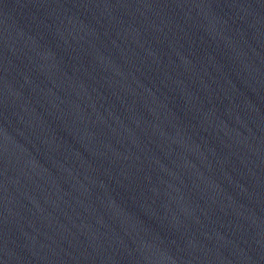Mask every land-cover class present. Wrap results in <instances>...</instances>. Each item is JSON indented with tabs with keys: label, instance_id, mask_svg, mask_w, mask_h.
<instances>
[{
	"label": "water",
	"instance_id": "1",
	"mask_svg": "<svg viewBox=\"0 0 264 264\" xmlns=\"http://www.w3.org/2000/svg\"><path fill=\"white\" fill-rule=\"evenodd\" d=\"M0 264H264V0H0Z\"/></svg>",
	"mask_w": 264,
	"mask_h": 264
}]
</instances>
